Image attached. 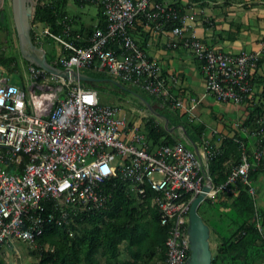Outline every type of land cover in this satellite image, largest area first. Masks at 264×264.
Masks as SVG:
<instances>
[{
  "label": "built area",
  "instance_id": "built-area-1",
  "mask_svg": "<svg viewBox=\"0 0 264 264\" xmlns=\"http://www.w3.org/2000/svg\"><path fill=\"white\" fill-rule=\"evenodd\" d=\"M81 1L97 3L105 17L104 28H95L88 37L73 36L71 20L65 17L63 35L49 28L39 33L50 36L59 53H70L58 58L64 69L106 73L171 111L190 114L199 101L174 99L162 66L133 37L132 28L144 18L160 32L171 34L169 47L181 44L200 63L206 81L201 99L211 96L218 103L251 111L264 103L254 94L264 41L252 53L218 52L185 37L188 18L173 5L155 0ZM82 42L86 46H80ZM16 74L19 83L9 82L11 77L0 69V250L13 240L36 246L45 226L54 223L73 236L76 218L106 208L112 198L107 186L119 180L141 203L150 200L161 224L169 227L164 264H185L190 256L189 212L204 187L210 188L206 201L214 204L232 202L239 186L255 197L250 174L262 165L260 146L255 148L234 134L221 138L219 144L204 138L199 151L183 134L185 142L156 146L144 132V117L132 119L121 106L103 104L99 91L86 88L84 82L51 75L32 64L26 68L21 64ZM246 121L237 120L233 129L261 143L264 115L254 116V129ZM226 138L238 146L239 163L217 184L210 164L221 154ZM251 222L264 244L259 210L255 209Z\"/></svg>",
  "mask_w": 264,
  "mask_h": 264
},
{
  "label": "trees",
  "instance_id": "trees-1",
  "mask_svg": "<svg viewBox=\"0 0 264 264\" xmlns=\"http://www.w3.org/2000/svg\"><path fill=\"white\" fill-rule=\"evenodd\" d=\"M76 1L80 4L79 0ZM67 4V0H36L35 16L31 28L32 40L38 47L44 48L41 35L44 36L47 43L53 46L51 53L46 52L47 59L49 63L59 69H64V67L58 61V58L62 54L70 55V53L66 51L59 53L58 49H56V46L59 47L56 42L48 35H40L37 32V25L42 26L43 29L49 28L54 34L63 35V19L68 17L73 21V18L69 17V13L66 10ZM1 13L4 15H0V69L5 76L19 80L16 72L21 68V54L19 51L15 54H9L7 50L10 49L4 45L6 40L11 46L16 41L12 39L10 23L6 20L5 11ZM99 14L101 15V23L98 27L104 28L106 22L102 9ZM72 21L70 22L71 25ZM167 29L170 30L171 27ZM75 34L79 33L73 29V36ZM80 34L86 35L82 31ZM80 46H86V43L82 42ZM263 60L264 58L262 57L259 61V69L263 64ZM23 61L27 66L31 65L28 61ZM88 71L90 72L89 74L83 73L97 80L84 82L83 85L86 88L98 90L97 82L99 81L109 82L113 87L116 85V81L106 73ZM115 87L119 88L117 85ZM129 90L154 103L153 105L158 112L165 115L170 121L169 129H167L164 123L155 116L150 115L151 119H146L144 132L153 145H172L177 141L185 142L181 136L182 131L180 133L177 132L178 129L173 133L170 131L172 127L179 128L181 126L187 132L189 143L191 142L197 146L201 145L206 133L204 125L195 124L194 122L187 123L182 115L168 109L166 104L159 102L157 105L153 98L148 97V95L137 88H130ZM141 109L145 110L146 108L142 105ZM254 114L259 117L264 115V103L256 106ZM253 120L254 117L245 122L251 129L256 126ZM234 131L235 136L243 139L247 144L249 143L248 140H251L255 143L253 145L255 148L260 146L263 149L264 144L259 142V138L244 137L238 130L233 129ZM220 149L221 154L210 164V174L217 184L223 183L227 179L231 168L234 166L233 163L228 168L225 164L232 154L236 153L238 156L236 164L239 163V148L234 141L226 138L222 142ZM256 170H264V159L262 165ZM255 174V172L251 171L250 178L253 179ZM216 175H219L218 178H215ZM114 184L116 186L113 188ZM107 188L111 191L112 198L106 208L92 214L78 216L76 225L71 228L73 236L68 233L65 227L58 224L54 223L45 226L43 233L36 241L41 258L40 264H153L158 255L165 262V242L169 235V227L161 224L157 210L150 206V200L141 203L119 180L108 184ZM239 188L235 202H233L230 206V211L225 213V215H228L234 221L235 214L236 219H239L241 223V227L235 234L234 226L225 232L214 228L221 244L217 247L216 253H213L212 264H264V244L261 242V236L257 232L255 225L251 222L255 210V198L245 188L241 186ZM122 245H124L130 259L121 260ZM47 247L49 248L48 250H46ZM0 264L3 263L0 262Z\"/></svg>",
  "mask_w": 264,
  "mask_h": 264
},
{
  "label": "crops",
  "instance_id": "crops-1",
  "mask_svg": "<svg viewBox=\"0 0 264 264\" xmlns=\"http://www.w3.org/2000/svg\"><path fill=\"white\" fill-rule=\"evenodd\" d=\"M155 1L178 8L188 18L185 37L188 39L195 38L215 51L230 54L252 53L257 51L260 43L264 41V0ZM79 2L80 4L77 1L82 7L85 5H96L98 9L97 18L91 24L84 21L82 17L69 14V17L73 18V21L71 20L72 28L78 33L82 31L86 34L84 36L87 37L101 23V15L99 14L101 8L93 1L82 2L79 0ZM132 34L137 44L148 57L159 62L162 66L164 74L169 78V90L173 98L185 102H190L192 99L199 101L190 114L187 115L179 111L178 113L183 116L187 123L194 120L195 124H201L206 127L203 139L208 138L219 144L221 138L235 133L232 128L237 120L242 118L248 120L255 116L254 111L247 107L238 109L233 105L221 104L211 96L201 99L205 93L206 81L202 74L200 63L184 50L180 46L181 44L177 47H169L173 39L170 33L164 34L156 29L155 24L140 18L132 28ZM127 87L128 89L124 90L133 88ZM254 94L258 100L264 101V60L259 74L254 79ZM148 97L151 96L148 95ZM154 101L158 105L159 101L156 99ZM135 118L137 119V115ZM181 131L178 128L177 132L180 133ZM240 134L246 137L243 133ZM248 142L252 146L255 145L251 140H248ZM262 142L264 144V138ZM199 147L200 145L197 146L198 151ZM237 162L238 156L234 153L226 160L225 164L226 167L230 168L233 163L235 165ZM256 169L252 170L256 173L252 179L256 189L254 209L259 210L264 222V170ZM218 176L216 175L215 178H218ZM237 196H234L232 202L224 200L222 204L218 203L215 205L224 209L225 213H227L230 211V206L235 202ZM227 223L231 226V229L234 226V234L241 227V223L239 219H236L235 214L234 222L227 220ZM210 230L215 237L214 244L217 248L221 241L214 229L210 227ZM229 230L227 229V231Z\"/></svg>",
  "mask_w": 264,
  "mask_h": 264
},
{
  "label": "rangeland",
  "instance_id": "rangeland-1",
  "mask_svg": "<svg viewBox=\"0 0 264 264\" xmlns=\"http://www.w3.org/2000/svg\"><path fill=\"white\" fill-rule=\"evenodd\" d=\"M36 1V0H35ZM68 4L66 10L71 16L82 17L84 21L88 24H91L93 20H96L98 9L96 5H85L80 6L76 0H67ZM5 11L6 20L10 23V31L12 33V39L16 42H13V46L9 42L4 43L8 53L15 54L19 50L18 39L15 35V26L12 17V7H11V0H4V5L1 10ZM0 15H4L0 13ZM5 20V19H4ZM43 31V27L37 28V32L41 33ZM41 39L43 41V46L47 53H51L53 50V46L44 39V36L41 35ZM56 49L57 46H56ZM24 59L20 58V63L26 68V63L23 61ZM26 65V66H25ZM82 72L89 74L88 70H82ZM96 78V77H95ZM19 80H15L12 77L10 78L9 82L19 83ZM122 85V84H121ZM98 91L100 93V98L103 104L107 105H114V106H121L126 115H129L132 119L135 118L137 115V120L143 118V124L145 123L146 119H151L152 115L147 108L143 105V103L137 98V94L132 92L131 90H124L128 89L127 85H122V87L116 88L115 86L109 84V82H97ZM146 108L145 110L141 109L142 105ZM142 113V115L140 114ZM138 113V114H137ZM153 116V115H152ZM161 121V120H159ZM162 122V121H161ZM163 123V122H162ZM199 214L201 215L204 222L210 226L212 229L217 228L218 230L226 231L230 229L231 226L227 223V220H232L228 215L226 216L225 210L219 208L217 205L213 203L212 200L203 201L199 207ZM233 221V220H232ZM231 221V222H232ZM234 222V221H233ZM214 236L213 232L211 233L210 243H211V250L212 253H216L217 248L214 244ZM130 259L129 254L126 252L124 245L121 246V260ZM41 258L39 256L38 247L37 246H30L28 243L21 242L18 240H13L11 246L5 245L0 250V262L3 264H40ZM164 263L160 255L154 260L153 264Z\"/></svg>",
  "mask_w": 264,
  "mask_h": 264
},
{
  "label": "water",
  "instance_id": "water-1",
  "mask_svg": "<svg viewBox=\"0 0 264 264\" xmlns=\"http://www.w3.org/2000/svg\"><path fill=\"white\" fill-rule=\"evenodd\" d=\"M4 5V0H0V13ZM12 17L18 39L19 52L21 57L30 64L43 69L47 73L74 81L94 82V79L84 73H78L76 70L59 69L48 62L47 54L44 48L38 47L32 40L31 28L32 21L35 16V0H11ZM122 87L121 84L116 83ZM137 98L143 103L147 110L157 119L164 123V126L169 129V119L158 112L152 102L146 100L141 95L137 94ZM176 127L170 128L171 133L176 131ZM183 131V135L188 139L187 132L183 126L179 127ZM197 150L196 145L192 144ZM210 190L204 187V193L196 197L191 205L189 212V241H190V256L185 264H212L213 253L211 250V230L204 222L199 214V207L203 201H206V193Z\"/></svg>",
  "mask_w": 264,
  "mask_h": 264
}]
</instances>
